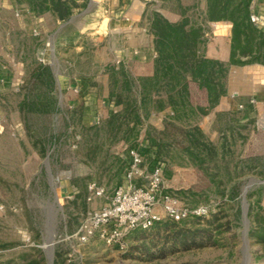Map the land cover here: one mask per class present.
<instances>
[{"label":"rangeland","instance_id":"1","mask_svg":"<svg viewBox=\"0 0 264 264\" xmlns=\"http://www.w3.org/2000/svg\"><path fill=\"white\" fill-rule=\"evenodd\" d=\"M56 1L0 0V264H49L50 253L53 264H264V102L254 93L264 73L243 56L244 35L237 45L232 34L237 61L203 80L193 72L201 48L227 40L182 49L152 34L167 9L196 24L200 1L67 0V18ZM162 56L184 75L158 66ZM40 64L52 67L51 88L33 76ZM131 149L146 173L161 166L179 208L208 215L81 242L73 234L107 202L87 199L88 182L109 193L123 184Z\"/></svg>","mask_w":264,"mask_h":264},{"label":"built area","instance_id":"2","mask_svg":"<svg viewBox=\"0 0 264 264\" xmlns=\"http://www.w3.org/2000/svg\"><path fill=\"white\" fill-rule=\"evenodd\" d=\"M250 20L258 27L264 25V14L254 11ZM130 166L127 180L112 192L96 180L87 185V199L95 201L107 198L99 208L91 209L73 237L87 242L99 237L108 243H115L135 229L150 228L162 219L182 221L190 216L208 215L206 208L181 209L176 199L162 190V168L155 166L150 173L144 170L142 154L130 150Z\"/></svg>","mask_w":264,"mask_h":264},{"label":"trees","instance_id":"3","mask_svg":"<svg viewBox=\"0 0 264 264\" xmlns=\"http://www.w3.org/2000/svg\"><path fill=\"white\" fill-rule=\"evenodd\" d=\"M246 7H248V0H217L212 2V7L209 10V15L212 18L223 16L228 17L234 21L233 37L237 42V45L241 43L242 35H244L246 40V45L243 46L241 51L243 54L247 52V47L250 48L249 51H251L252 48L256 46L257 52H259L264 46V31L258 28L253 22L249 20L250 17L248 18ZM55 8L58 11V14H60L61 18H67L70 15V9L67 5V0H57L55 2ZM240 8L244 10L243 15L241 17H235L233 11H236ZM156 31L157 35L161 39L177 46L184 43L188 38L195 36L196 34L195 32L186 31L183 24H171L165 21H160L157 24ZM234 55L235 54L232 53L230 62L237 61L236 58H234ZM259 55L260 54L254 56V59H259ZM175 61L176 60L164 56L158 57L156 59V62L159 63L158 66L160 65L164 67L166 71L168 69H172L174 74H180V76L182 74L184 75L183 71L178 67ZM223 64L224 63L222 61L217 59L200 57L197 59V62L193 66V72L194 74L199 75L203 80H209L211 78H214L213 76L216 71L221 72L224 70L222 67ZM216 66H218L219 68H216ZM33 76L36 78L43 77V82H45L46 86L49 88L54 85V73L52 72V67L49 64H40L39 67L35 69ZM186 85L187 82H184L182 88L177 90L178 96L182 97L185 94V91L187 89ZM168 94L171 102H173L175 96L171 93ZM143 100H145V98H143ZM158 105L159 107H163L164 103L158 102ZM136 112L138 116L139 113L138 111ZM255 234H257L264 240V217L259 220L258 229L257 231H255Z\"/></svg>","mask_w":264,"mask_h":264},{"label":"crops","instance_id":"4","mask_svg":"<svg viewBox=\"0 0 264 264\" xmlns=\"http://www.w3.org/2000/svg\"><path fill=\"white\" fill-rule=\"evenodd\" d=\"M179 1L183 2L184 0H179ZM199 1L201 2L200 3L201 8H200V14L199 12H196L198 14V15L196 14V16L197 17L199 16L198 17L199 19L197 18L196 20V24H193L192 15L188 13H184V12L179 13L173 10L171 11L169 9L166 10L167 13H162L164 17L162 20H159L158 22L165 21L171 24H183L186 31L197 33L195 36L188 38L184 43L179 45V47L182 49L187 48L188 46L190 47L193 44L197 46L196 48H199L198 46L201 47L200 42L202 43V41L206 39L215 40V41L222 40V39L227 40L228 43L226 44V47L223 50L214 48L212 52H210L209 48L208 47L204 48V46L201 48L204 51L200 52V50L197 49L198 52H200L197 59L200 57H207V58L217 59L220 61H226V62L230 61V59L232 58L231 41H232V34L234 30V21L228 17H223V16L218 17V18L210 17L209 10L212 7V2L210 0H197L196 2L197 5L199 4ZM263 3H264V0H248V7H246V12H248V18L250 17V14L254 12L256 9L261 11L264 14V11H263L264 4ZM259 7L263 10H260ZM140 12L142 14L143 10H141ZM258 28L264 31V25L263 27H258ZM212 30L214 32V35H212ZM218 30L219 31L225 30V32L217 33ZM152 32H153L152 34L154 35V37L159 39V36L156 35L157 34L156 27L154 28ZM170 45H173V44L170 43ZM144 46H147L145 45V41H144ZM174 46H177V45H173L171 46V48ZM258 54H260L259 55L260 59L251 60L249 63L250 65L255 66V68L260 67L259 69H261V72L264 73V46L259 52L249 51V52H246L243 56L245 58H254V56H257ZM152 56L155 57L156 56L155 53ZM257 75L258 76H256V79L257 78L260 79V77L262 76V74H260V76L259 74ZM254 93H256L257 95L256 99H258L259 103L264 102V83L260 85L259 89H256V90L254 89Z\"/></svg>","mask_w":264,"mask_h":264},{"label":"water","instance_id":"5","mask_svg":"<svg viewBox=\"0 0 264 264\" xmlns=\"http://www.w3.org/2000/svg\"><path fill=\"white\" fill-rule=\"evenodd\" d=\"M246 190H247V187H246L245 190H244V195H245ZM245 214H246V212H245ZM246 222H248L247 217H246ZM50 244H52V243H49V245H50ZM49 256H50V262H49V264H53V258H52L53 255H52V253H50Z\"/></svg>","mask_w":264,"mask_h":264},{"label":"bare ground","instance_id":"6","mask_svg":"<svg viewBox=\"0 0 264 264\" xmlns=\"http://www.w3.org/2000/svg\"><path fill=\"white\" fill-rule=\"evenodd\" d=\"M49 247H51V245H49Z\"/></svg>","mask_w":264,"mask_h":264}]
</instances>
